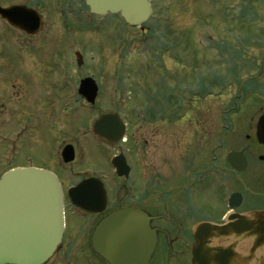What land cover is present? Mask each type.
I'll list each match as a JSON object with an SVG mask.
<instances>
[{"label": "rangeland", "instance_id": "1", "mask_svg": "<svg viewBox=\"0 0 264 264\" xmlns=\"http://www.w3.org/2000/svg\"><path fill=\"white\" fill-rule=\"evenodd\" d=\"M149 3L151 16L139 35L135 30L122 31L116 20L108 18L103 22L106 36L98 32L67 35L55 25L41 47H29L24 53L0 43V78L13 79L12 107L0 117V132L10 127L14 133L28 123V136L22 142L14 135L8 138L20 148L13 147L18 154L0 145V154L8 150L0 158L1 176L15 167L47 169L66 190L87 176L102 180L101 176L110 175L107 163L115 151L100 150V143L89 135L98 114L113 109L116 113L120 97L130 98L120 109L129 115L132 127H136L132 115H140L151 174L178 176L186 149L190 163L196 158L204 161L208 149L202 141L214 137L216 167L222 166L227 151L241 147L246 136H254L256 121L264 112V0ZM135 38L139 41L128 45ZM22 73L29 78V90L27 104L21 108L14 79ZM84 77L93 79L98 89L94 102L87 101L96 111L80 110L79 96L72 90H79L77 81ZM3 93L1 89L0 97ZM176 103L183 106L177 109L172 106ZM165 105L172 106V112L165 111ZM158 114L162 117L157 118ZM159 120L164 122L155 127ZM67 145L73 148L74 159L65 164L61 152ZM129 162L133 165L132 156ZM252 168L262 169L264 163ZM241 178L250 183L256 177L245 171ZM110 184L114 192L117 179ZM130 185L134 187V182ZM227 189L220 197L223 212ZM137 190L127 192L128 197L137 198L141 194ZM204 197V202L214 204L212 197ZM68 222L61 243L64 254L77 247L86 226L71 216ZM60 253L46 264H56Z\"/></svg>", "mask_w": 264, "mask_h": 264}, {"label": "flooded vegetation", "instance_id": "2", "mask_svg": "<svg viewBox=\"0 0 264 264\" xmlns=\"http://www.w3.org/2000/svg\"><path fill=\"white\" fill-rule=\"evenodd\" d=\"M1 10L5 11V17L2 16ZM108 18L116 20L122 31L123 29L135 30L138 35L143 26L147 24L132 28L123 21L119 14L95 15L91 13L86 0H0V27L3 30L0 37H4L0 43H6L5 47L21 49L24 53L25 49L29 47H41L45 38L51 35L55 25L61 26L67 35L98 32L102 36H106L108 32L104 29L103 22ZM119 33L123 39L122 32L119 31ZM138 41L139 38L132 39L128 45ZM81 63L80 58L78 65ZM72 73L76 74L77 71L72 70ZM86 78L90 77L80 78L77 81L78 86ZM16 80L20 92L15 95L18 96L22 108V105L26 106L27 104L26 96L28 94L26 91L29 90V78L26 73H22L20 78L14 79V82ZM12 88L13 79L10 76L0 78V90L4 91V95L0 97V117L3 112L7 113L12 107L13 98L10 91ZM72 90L75 95L79 96L80 110L88 108V110L96 111L90 107L85 98L79 95L78 88ZM129 101L130 98L122 99L120 97L116 113L114 109L107 110L95 118L96 121L104 114L113 115L117 123L114 125V129H109V132L112 135L120 134V138L116 142H107L96 137L92 131L93 124L91 126L89 136L100 143L98 148L102 151L112 149L115 153L107 163L110 175L101 176L102 180L91 175L79 182L94 178L102 184L106 194L104 212L86 214L71 206L65 193L67 189L63 190L61 180L58 178L64 199L65 228L63 238H65L68 229L70 216L77 222L83 221L86 226L77 247L66 250V254H64L61 245L58 247L54 255L58 251L61 253L58 255L56 264H74L72 261L80 264H107L92 249L91 236L95 226L102 218L112 211L124 207L139 209L150 218V227L156 233V246L148 264H224L226 261V264H264V243L256 247V241L261 235L253 233L254 230L262 231L261 234L264 237V187H261L264 185V168H252L257 162L264 163V160H260V157H264V146L257 143L255 136H246L241 147L227 151L226 155L235 151L242 152L245 156L247 167L243 172H237L228 165L226 155L223 157V165L216 167V137L213 138V141L207 138L202 141V144L207 145L208 149V156L206 159L204 158V161L201 162L199 158H196L195 162L190 163L191 159H189L186 149L182 156V166L178 176L174 174L166 178L158 175L156 171L155 174H151L150 163H148L144 152L147 142L142 135L143 126H141L140 115L139 113L132 115L136 122V127H132L129 115L120 109L123 102L125 103L123 105L127 106ZM75 102L78 101L75 100ZM172 106L178 109L183 106V103L179 105L176 103ZM172 106L165 105V111L172 112ZM135 107L139 108V106ZM156 117L161 118L162 115L158 114ZM163 122L164 120H159L155 127H159ZM2 123L3 121L0 123L1 128ZM4 128V132H0V145H6L13 154H18L13 147L17 150L20 148L13 146V142L8 138L14 135L16 140L22 142L28 136V123H23L21 129H16L14 133L10 127ZM7 154L8 150L3 151L0 158ZM131 156L134 159L133 165L129 162ZM245 171H250L256 178H252L250 183H245L241 178V174ZM112 179H117L118 189L116 187L114 192L110 184ZM132 181L134 187L130 185ZM78 183L70 187H74ZM222 187L224 189H221ZM138 188L141 194L137 198L130 199L127 192L133 193L138 191ZM226 188H228L226 190L228 194L225 200H222L226 208L223 212L220 197ZM235 194L240 197V203L238 207L231 210L229 201ZM206 195L213 198L214 204L204 202L203 198H206L204 197ZM235 203L233 200L231 205H235ZM235 215L243 217L251 223V230L237 234L229 226L225 234L222 235L216 233V230H211V227H216V225H230L229 219ZM216 216L219 218L217 221ZM206 229L208 232L205 231ZM228 254L229 256H227Z\"/></svg>", "mask_w": 264, "mask_h": 264}, {"label": "water", "instance_id": "3", "mask_svg": "<svg viewBox=\"0 0 264 264\" xmlns=\"http://www.w3.org/2000/svg\"><path fill=\"white\" fill-rule=\"evenodd\" d=\"M86 3L97 15L119 13L132 27L140 26L150 16L147 0H87ZM1 13L5 17V11ZM79 94L92 104L97 87L92 80L86 79L80 83ZM116 123L113 115L105 114L93 124V132L107 142H116L120 134L109 132ZM255 137L264 146V113L257 119ZM61 158L65 164L73 161L71 146L62 150ZM226 161L237 172L247 167L241 152L229 153ZM67 197L73 206L87 214H101L105 210L106 194L98 180L80 182L67 191ZM233 200L235 205H231ZM239 203L240 197L232 195L230 208L238 207ZM229 221L230 225H216L211 230L221 235L229 226L237 234L251 230V223L243 217L231 216ZM149 222L146 213L136 208L112 211L95 226L91 247L107 264H148L156 246V233ZM63 231V196L53 174L22 168L11 170L0 178V264H44L61 244ZM253 233L261 235L255 246L262 245V231L254 230Z\"/></svg>", "mask_w": 264, "mask_h": 264}]
</instances>
